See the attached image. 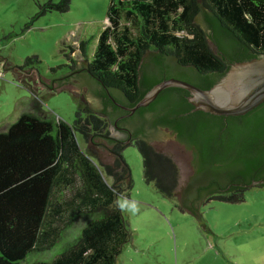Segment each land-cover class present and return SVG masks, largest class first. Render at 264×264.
Listing matches in <instances>:
<instances>
[{
	"label": "trees",
	"instance_id": "1",
	"mask_svg": "<svg viewBox=\"0 0 264 264\" xmlns=\"http://www.w3.org/2000/svg\"><path fill=\"white\" fill-rule=\"evenodd\" d=\"M71 3L50 0L38 15L65 12ZM107 17L99 36L80 41L86 63L72 59V72L50 86L82 80L100 107L76 96L71 123L23 113L0 131V264H117L132 235L118 206L134 187L128 146L142 153L145 180L164 197L179 195L182 211L196 213L212 200L239 203L249 189L264 186V102L240 116L192 112L189 92L168 87L131 111L164 79L209 89L229 60L263 55L264 0H110ZM110 127L126 136H113ZM157 127L177 132L191 150L194 172L183 187L179 165L153 144ZM83 218L78 235L50 260L34 258Z\"/></svg>",
	"mask_w": 264,
	"mask_h": 264
},
{
	"label": "rangeland",
	"instance_id": "2",
	"mask_svg": "<svg viewBox=\"0 0 264 264\" xmlns=\"http://www.w3.org/2000/svg\"><path fill=\"white\" fill-rule=\"evenodd\" d=\"M48 1L0 0V131L23 113L71 123L80 97L69 88L58 91L50 86L55 77L72 72V59L84 60L80 41L99 36L110 25V0H72L65 12L38 15ZM32 56L38 61L25 64ZM32 70L35 78L28 75ZM153 144L179 165L183 187L192 171L188 152L173 139ZM99 153L105 162L112 160L107 152ZM124 156L132 169L134 187L118 203L125 204L132 235L117 264H264V186L249 189L239 203L212 200L200 206L215 244L197 219L180 209L179 195L164 197L154 182L145 180L137 146L126 147ZM87 221L80 219L61 243L34 258L50 260Z\"/></svg>",
	"mask_w": 264,
	"mask_h": 264
},
{
	"label": "water",
	"instance_id": "3",
	"mask_svg": "<svg viewBox=\"0 0 264 264\" xmlns=\"http://www.w3.org/2000/svg\"><path fill=\"white\" fill-rule=\"evenodd\" d=\"M209 43L211 48L215 50L214 44H212L211 41H209ZM146 58H144V62ZM77 63L82 65L83 63L85 64L86 61H77ZM60 77L61 76L55 77L54 81ZM168 87L186 89L189 92L188 101L194 107L193 111H204L218 116L244 115L264 102V54L250 60L232 63L219 81L209 89H203L193 83L175 77L164 79L155 84L137 105L131 108V111L133 112L139 107L149 105L156 99L161 91ZM64 88H69L75 95L82 99L84 98L91 107H100V101L95 97L91 88L87 84L85 85V82L82 80H75L74 85L62 86L55 89L61 91ZM110 130L113 136L118 135L114 127H110ZM152 136H154L153 132ZM164 139L175 140L168 130L161 129L153 141ZM262 182L263 180H255L252 184L257 185ZM188 211L212 236L216 244V237L208 228V223L201 214L200 207L196 213L191 210Z\"/></svg>",
	"mask_w": 264,
	"mask_h": 264
},
{
	"label": "flooded vegetation",
	"instance_id": "4",
	"mask_svg": "<svg viewBox=\"0 0 264 264\" xmlns=\"http://www.w3.org/2000/svg\"><path fill=\"white\" fill-rule=\"evenodd\" d=\"M229 66L232 64V62L229 60ZM194 108V107H193ZM192 112H195V111H193V109L191 110ZM166 129V127L164 128V127H157V128H154L153 129V131L154 132H158V130L159 129ZM115 132L118 134V136H120V137H125L126 136V134L124 133V132H122L121 130H117V129H115ZM116 134V135H117ZM172 136L175 138V140H176V142L179 144V145H181V146H183V148H184V150L186 151V152H188V154H189V156H190V166H191V169H192V171H191V174H190V176L193 174V172H194V170H193V168H192V165H191V160H192V154H191V150H189L184 144H182V143H180L177 139H176V137H177V132H175V133H173L172 134Z\"/></svg>",
	"mask_w": 264,
	"mask_h": 264
},
{
	"label": "clouds",
	"instance_id": "5",
	"mask_svg": "<svg viewBox=\"0 0 264 264\" xmlns=\"http://www.w3.org/2000/svg\"><path fill=\"white\" fill-rule=\"evenodd\" d=\"M118 206L121 208V210H125V204L124 203H118Z\"/></svg>",
	"mask_w": 264,
	"mask_h": 264
}]
</instances>
